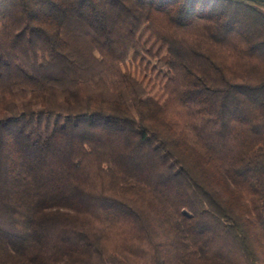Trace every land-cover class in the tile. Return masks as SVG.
<instances>
[{"label":"trees","instance_id":"trees-1","mask_svg":"<svg viewBox=\"0 0 264 264\" xmlns=\"http://www.w3.org/2000/svg\"><path fill=\"white\" fill-rule=\"evenodd\" d=\"M0 264H264V0H0Z\"/></svg>","mask_w":264,"mask_h":264}]
</instances>
